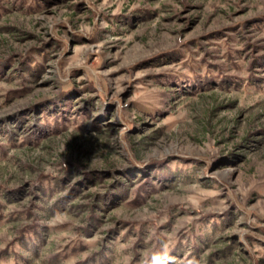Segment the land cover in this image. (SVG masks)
I'll return each instance as SVG.
<instances>
[{
    "label": "rangeland",
    "instance_id": "obj_1",
    "mask_svg": "<svg viewBox=\"0 0 264 264\" xmlns=\"http://www.w3.org/2000/svg\"><path fill=\"white\" fill-rule=\"evenodd\" d=\"M0 264H264V0H0Z\"/></svg>",
    "mask_w": 264,
    "mask_h": 264
}]
</instances>
